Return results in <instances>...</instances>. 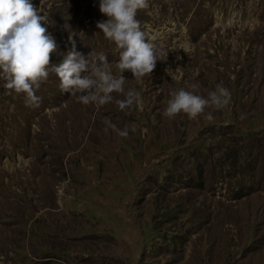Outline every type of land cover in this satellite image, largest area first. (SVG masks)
<instances>
[{
	"label": "rangeland",
	"instance_id": "obj_1",
	"mask_svg": "<svg viewBox=\"0 0 264 264\" xmlns=\"http://www.w3.org/2000/svg\"><path fill=\"white\" fill-rule=\"evenodd\" d=\"M148 2L136 19L159 59L123 73L139 105H83L50 73L29 108L0 79V264H264V0ZM31 3L59 53L71 34L117 74L100 0ZM217 85L222 110L162 115L170 91Z\"/></svg>",
	"mask_w": 264,
	"mask_h": 264
},
{
	"label": "clouds",
	"instance_id": "obj_2",
	"mask_svg": "<svg viewBox=\"0 0 264 264\" xmlns=\"http://www.w3.org/2000/svg\"><path fill=\"white\" fill-rule=\"evenodd\" d=\"M148 8V0H100L99 10L108 19L97 22L96 26L107 40L114 42L118 52L117 74L114 75L104 53H81L71 34L68 37L71 48L59 53L55 38L44 26L48 24L47 14H40L31 0H0V79L4 81L3 87L23 94L26 107H38L41 97L36 91L49 74L54 73L61 92L76 96L83 105L99 108L112 101V93L124 94V99L116 101L122 111L139 105V93L132 89L125 91L123 73L130 71L139 82L151 76L156 67L159 57L153 43L155 37H148L136 19L138 11ZM54 52L63 56L59 63L50 62ZM165 72L175 79L169 69ZM230 101L231 92L222 85H217L207 96L178 88L170 91L162 115L172 120L184 114L194 120L205 114L206 109L222 110ZM206 118L211 120V114ZM109 126L121 137H127L129 129L136 131L135 124L123 130Z\"/></svg>",
	"mask_w": 264,
	"mask_h": 264
}]
</instances>
